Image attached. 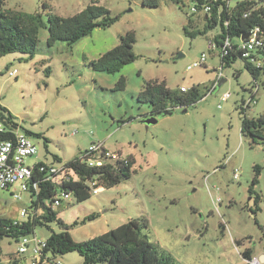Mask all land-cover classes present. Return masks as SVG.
<instances>
[{
	"label": "rangeland",
	"instance_id": "obj_1",
	"mask_svg": "<svg viewBox=\"0 0 264 264\" xmlns=\"http://www.w3.org/2000/svg\"><path fill=\"white\" fill-rule=\"evenodd\" d=\"M239 1L229 4L233 8ZM93 2L118 20L72 46H48L44 27L33 59L18 53L0 58V104L38 148L27 164L57 163L55 156L66 163L94 144L136 161L131 178L91 194L84 203L73 199L54 211L66 224H77L69 231L76 242L145 217L149 228L143 233L174 264H264V141L254 144L242 136L239 109L255 95L256 103L246 114H264V71L254 81L238 60L223 69L226 82L218 87L221 59L219 48L211 50L210 42L220 29L187 36L185 28L202 29L204 20L202 13L190 18L192 3L182 7L161 0L158 8H150L142 0H6L5 7L43 13L47 25L48 14L71 17ZM129 32L135 34L137 60L115 74L94 71L90 63L117 47ZM202 54L207 55L206 65L189 71ZM8 68L17 70V76L10 77ZM122 77L124 90L118 87ZM150 81L165 82L173 90L200 86L210 91L186 112L175 109L172 115L152 116L150 107L137 100ZM225 93L231 98L222 102ZM150 117L157 123L146 124ZM256 165L263 169L252 193ZM258 195L260 210L255 212ZM30 206V193L16 200L11 192L0 191V218L22 221L21 212ZM47 226L35 232L44 241L52 231L60 232L56 222ZM247 251L249 259L244 257ZM16 252L14 239L0 238L4 262ZM63 258L66 264L83 263L77 252Z\"/></svg>",
	"mask_w": 264,
	"mask_h": 264
},
{
	"label": "trees",
	"instance_id": "obj_2",
	"mask_svg": "<svg viewBox=\"0 0 264 264\" xmlns=\"http://www.w3.org/2000/svg\"><path fill=\"white\" fill-rule=\"evenodd\" d=\"M170 1L182 7H186V3H197V10L201 12L203 9L201 0ZM160 2L161 0H142L143 5L150 8H158ZM229 2L230 0L210 2L212 10L210 14L204 15L202 29L189 31L185 28V34L195 38L199 35H207L210 31L219 28V33L211 42L219 48L221 70L223 71L224 68L231 67L236 61L242 60L246 70L251 74L254 81H257L264 69L255 67L244 58L239 47L242 42L249 40L246 38L247 36L259 28L263 47L257 54L260 59L264 60V0H242L233 8ZM5 5L6 0H0V58L18 53L28 55L29 59H33L39 46V33L44 27H47L49 32L48 46L52 47L57 42H65L72 46L84 37L91 35L97 28L111 27L119 18L112 17L110 10L97 2H93L83 11L71 17L63 18L48 14L46 25L43 13H26L6 9ZM198 15V13H192L190 18ZM194 23L200 26L198 22L195 21ZM190 25H193V20H190ZM227 41L230 42L231 46H226ZM135 43L134 32L127 33L121 38V43L117 47L92 61L90 63L91 68L96 72L108 74L120 72L126 65L137 60L134 53ZM226 52L227 54H225ZM45 72L46 76L49 77L51 74L50 67ZM235 76L238 78L239 74L237 73ZM126 85V79L122 77L118 87L124 90ZM209 91V89L203 90L200 86H193L187 92H182L181 89L169 88L165 82L150 81L145 83L137 100L139 103L150 107L152 116H158L175 109H187L195 106L207 96ZM253 99L256 101L255 95L252 96L251 100ZM250 107L251 103L247 104L245 101L239 105L241 115H243L241 134L244 137H249L254 144H258L264 141V114L258 118H249L246 114V108ZM0 109V119L4 126L10 129L9 132H0V139L10 140L13 138L12 131L20 128V125L8 108L0 104ZM28 133L32 134L31 132ZM106 152L108 150L104 149L101 155L108 161L103 167L89 168L82 162V157H75L64 164L66 168L75 172L78 176L76 180L70 183L43 182L38 193L32 188L29 218L22 222L0 218V238L9 237L17 243L22 237L35 235L38 226H47L56 222L60 232L52 231L47 239L48 249L46 250L53 256H65L77 252L83 257L82 264H174L173 260L151 244L147 234L143 233V230L149 228V221L145 217L130 220L128 223L93 239L76 242L69 231L77 224H66L58 217V213L47 205L46 202H54L61 191L73 193L77 203L88 201L92 196L91 188L86 185L88 180L97 182L96 187L102 190L112 188L131 178L136 163L135 159L129 156L124 161H114L111 157H106ZM117 154L122 156L121 153ZM54 159L58 164H63L59 157L55 156ZM262 169L259 165L254 167L255 176L250 188L252 193L255 192L254 187L259 183ZM34 183L36 181L32 179L31 184L34 185ZM260 202L261 197L258 195L255 212L260 210ZM96 217L94 214L88 219L93 220ZM250 252L247 251L244 254L246 259L250 258ZM0 264H24V262L18 258L17 252L11 255L7 262H4L0 253Z\"/></svg>",
	"mask_w": 264,
	"mask_h": 264
},
{
	"label": "built area",
	"instance_id": "obj_3",
	"mask_svg": "<svg viewBox=\"0 0 264 264\" xmlns=\"http://www.w3.org/2000/svg\"><path fill=\"white\" fill-rule=\"evenodd\" d=\"M202 11L197 10V3H193L194 7L191 8L193 13H202L204 15L210 14L212 7L210 2L217 0H201ZM260 29L256 28L250 35L247 42H242L239 50L243 52L244 58H246L255 67L264 69V60L260 59L257 54L263 47V42L260 39ZM226 46H231L227 41ZM210 49L214 50L215 45L210 42ZM227 54V52L225 53ZM207 55L202 54L201 58L188 66V70L192 71L196 68L206 65ZM223 71L217 72L216 80L219 82L222 79ZM17 70H9L10 77H16ZM182 92H187L188 88L181 87ZM231 98L230 93H225L221 97L222 102H227ZM252 99V98H251ZM250 103H256L251 100ZM221 108V105H219ZM3 123H0V132H9ZM13 138L10 140L0 139V191L11 192L13 198L16 200H22L24 194L32 193V188L38 193L39 187L43 182H66L70 183L77 179V175L72 169L65 167V164L36 162L32 165L26 163V159L35 157L38 154V148L35 143L29 138V136L23 132L20 128L13 130ZM104 149L103 144H94L89 150H87L82 156V162L89 168L103 167L108 161L101 157ZM106 157H111L114 161L126 160L123 155L120 156L117 153H112L108 150ZM35 179L36 183L31 184V180ZM97 182L88 180L86 185L91 188L92 194H98L101 189L96 187ZM75 200L73 193H67L65 191L59 192L55 201H47V205L53 209L60 207L64 204H70L71 200ZM29 209H24L20 217L26 221L29 218ZM17 221V222H22ZM48 249L47 240H41L36 235H28L22 237L17 242V254L18 258L22 259L24 264H66L63 256H53Z\"/></svg>",
	"mask_w": 264,
	"mask_h": 264
},
{
	"label": "water",
	"instance_id": "obj_4",
	"mask_svg": "<svg viewBox=\"0 0 264 264\" xmlns=\"http://www.w3.org/2000/svg\"><path fill=\"white\" fill-rule=\"evenodd\" d=\"M249 36H247L246 38H248ZM226 82L225 79L221 80L220 83L218 84V87H222V85ZM184 112L187 111V109H184L183 110ZM173 112H165L163 115H172ZM146 124H151V123H157V118L156 117H150L149 119H146L144 121ZM261 260L264 261V256L261 257Z\"/></svg>",
	"mask_w": 264,
	"mask_h": 264
},
{
	"label": "crops",
	"instance_id": "obj_5",
	"mask_svg": "<svg viewBox=\"0 0 264 264\" xmlns=\"http://www.w3.org/2000/svg\"><path fill=\"white\" fill-rule=\"evenodd\" d=\"M199 16V15H198ZM197 16V17H198ZM203 18H204V16H203ZM46 69H47V67H46ZM7 70H10L9 68L7 69ZM105 147V146H104ZM106 148V147H105ZM107 149V148H106ZM108 150V149H107ZM38 162H43L42 160H40V161H38Z\"/></svg>",
	"mask_w": 264,
	"mask_h": 264
},
{
	"label": "bare ground",
	"instance_id": "obj_6",
	"mask_svg": "<svg viewBox=\"0 0 264 264\" xmlns=\"http://www.w3.org/2000/svg\"><path fill=\"white\" fill-rule=\"evenodd\" d=\"M255 264H261V263H259V262H255Z\"/></svg>",
	"mask_w": 264,
	"mask_h": 264
}]
</instances>
